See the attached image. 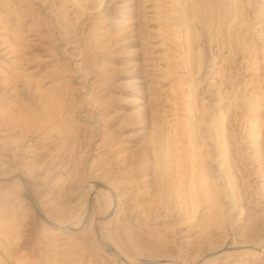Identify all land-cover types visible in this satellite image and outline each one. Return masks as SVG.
Wrapping results in <instances>:
<instances>
[{"label": "rangeland", "instance_id": "1", "mask_svg": "<svg viewBox=\"0 0 264 264\" xmlns=\"http://www.w3.org/2000/svg\"><path fill=\"white\" fill-rule=\"evenodd\" d=\"M247 1L0 0V102H11L16 116H0V170L18 172L42 209L66 221L81 211L90 185L110 188L114 205L102 221L112 245L138 264L171 257L202 264L236 242L260 241L264 23L257 14L264 0ZM185 26L191 27L189 46L176 30ZM194 81L202 82L194 99L207 108V124L213 111L226 115L237 199L245 211L232 214V227L216 225L202 208L190 220L184 196L173 190L175 157L186 146L176 120L185 118L184 95ZM254 120L261 127L258 145ZM154 122L162 130L161 149L151 141ZM206 128L205 140L200 134L196 144L213 150L217 124ZM209 166L217 178L221 165ZM28 206L26 193L0 185V218L18 223L21 238L14 246L34 262L118 264L90 230L101 214L93 200L92 217L71 230V241L39 230ZM5 261L0 249V264ZM208 264H264V252Z\"/></svg>", "mask_w": 264, "mask_h": 264}, {"label": "bare ground", "instance_id": "2", "mask_svg": "<svg viewBox=\"0 0 264 264\" xmlns=\"http://www.w3.org/2000/svg\"><path fill=\"white\" fill-rule=\"evenodd\" d=\"M255 0H248L247 5L252 6ZM264 23V7L261 6L257 14ZM183 18H187L184 14H181ZM178 38L182 39L189 44L191 43L190 26L178 27ZM194 37H199V33H196ZM264 50V43L262 46ZM187 55L186 57H188ZM198 60V74L201 73L202 67L204 65L203 52L200 51L197 54ZM202 82H191L187 86V93H185L184 98L186 99L185 108V118L181 122L183 127V136L186 141V146L183 151H177L176 163L174 164V172L176 173L178 179L175 183L176 187L173 189L178 197L184 196V201L186 202L187 211L189 212V219H195L196 213L202 208L204 211L210 213L211 218L216 222V225L220 226H231L234 221L232 219V214L239 210L241 216L244 215L245 211L240 206L239 200L237 199V185L236 176L233 173L232 167V152L230 149L229 142V132L226 123V115L223 110L213 111L214 119H211L207 124V108L205 105L202 107L195 106L196 100L194 99L195 91L198 85ZM255 103H260V98L256 97ZM218 107V104H216ZM201 112V118H197V112ZM0 116H3L8 121H14L16 116L14 115V110L12 109V103L9 102L7 105H3L0 102ZM217 124L216 137L213 138L214 147L213 150L208 149L203 150L200 145L196 144V138L201 136L205 140V135L202 134L203 126H207L206 132H208V126L212 123ZM21 124H29V122L24 121ZM261 127L257 120H254L253 133L255 135L254 145H258V140L260 138ZM201 134V135H200ZM176 135V132L175 134ZM162 130L160 126L154 122L152 127L151 141L153 145L158 146L160 149L163 145L161 138ZM217 162L219 166L218 177L212 174L209 162ZM24 181L20 178V174L16 171L4 172L0 170V185L9 189H15L18 192L26 193ZM183 192V194H182ZM33 197V203L29 200V206L26 212L29 211L34 220L39 222V230L47 233L51 238L58 236H64L69 241L74 240L76 234L71 232V230H81L92 217V200L93 204H97L101 209V214L95 216L90 224V230L94 235L95 242L103 251H109L107 247L113 249L110 252V257L113 258L114 262L118 264H138L139 262L134 260L125 254L118 246L112 245L109 239V233L107 230V223L102 221L106 219L114 205L113 195L110 188L101 189L95 191L94 186L90 185L86 190L84 196V202L81 207V211L77 214L73 212L69 213L68 221L61 218L54 217L51 213H47L42 209L41 205ZM161 198V197H160ZM159 198V200H160ZM227 199L230 205L228 206L223 199ZM36 208L40 213L43 214L45 220L40 217L37 213ZM59 212V211H56ZM25 215V213H24ZM3 220V221H1ZM261 218L257 217L254 224L251 227H255ZM0 249L5 255L7 261L3 264H50L48 259L40 258L38 262H34L32 258L28 255L21 253L14 246V242L21 238V232L19 230V225L10 218H0ZM250 228V227H249ZM246 228L243 230V236L251 232L253 228ZM255 229V228H254ZM224 249V248H223ZM230 249L223 251L213 257L202 258V264L215 263L216 260L233 255H260L264 252V238L260 241L251 243L245 242L243 244H236L231 246ZM236 250L238 251L236 253ZM221 251V249L219 250ZM150 264H189L180 263L177 258H154L149 259ZM197 264V263H196Z\"/></svg>", "mask_w": 264, "mask_h": 264}, {"label": "water", "instance_id": "3", "mask_svg": "<svg viewBox=\"0 0 264 264\" xmlns=\"http://www.w3.org/2000/svg\"><path fill=\"white\" fill-rule=\"evenodd\" d=\"M26 189V196L29 198V200L33 203V197H32V194L30 192V190L28 189V187H25ZM36 211L37 213L40 215L41 218H43L45 220V217L43 216L42 213L39 212V210L36 208ZM107 249L110 251V252H113V249H111L110 247H107ZM140 264H150L149 261H143L141 262Z\"/></svg>", "mask_w": 264, "mask_h": 264}]
</instances>
